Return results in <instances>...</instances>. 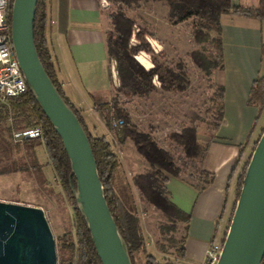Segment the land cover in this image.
<instances>
[{
	"label": "trees",
	"instance_id": "1",
	"mask_svg": "<svg viewBox=\"0 0 264 264\" xmlns=\"http://www.w3.org/2000/svg\"><path fill=\"white\" fill-rule=\"evenodd\" d=\"M48 1L37 0L33 20L34 43L40 60L49 77L72 107L81 124L83 125L97 164V170L101 179L104 194L110 211L116 221L119 232L123 236L129 251L132 264H174L173 261L162 263L153 252L147 251L146 240L141 230L140 220L135 206L118 192L115 182V170L121 164L115 150L112 139L106 133H93L90 131L74 105L64 95L56 74L54 57L46 37L48 24ZM114 8L108 11L111 28L105 33V46L107 57L114 59L115 69L119 80L117 90L127 98L134 96H147L155 89L153 77L160 82L161 89L182 90L188 81L186 68L181 62L170 66L165 61L158 60L153 54V49L146 39L149 32L147 27L139 26L133 31L136 20L128 14L125 8H131L140 1H158L167 6L166 18L170 23L192 20V38L195 47L191 49L190 56L198 68L205 74L209 86L213 89L210 95L211 106L208 109L211 114L206 123L213 129L217 128L223 114V85L213 79V71L223 67V43L221 38L220 16L224 12H234L253 15L264 19V0H258L255 6H243L234 0H109ZM9 2V15L11 12ZM67 1L59 0L58 20L59 24L66 19L68 11ZM134 35L136 41L130 42ZM140 50L151 53L153 65L145 67L137 58ZM264 55V44L262 45ZM247 102L258 108L257 117L264 111V73L259 74L252 82ZM94 110L103 114L106 127L119 142H124L127 137L133 140L136 149L143 155L149 164V168L132 176L133 184L138 188L140 199L161 210L171 228H176L177 223H184V230L189 219V214L170 200L167 181L170 176L179 175V166L175 156L161 147L148 132L140 130L131 121L130 113L121 107L114 96L109 100L93 105ZM122 120L120 126L113 127V120ZM39 125L43 130V137L27 138L15 141L11 131L15 128H23ZM264 127V123L260 132ZM196 125L190 123L180 132H172L171 137L182 145L185 156L191 163L200 162L206 143L197 138ZM256 136L249 148V153L244 160L233 191V200L230 207L229 218L232 214L236 198L238 196L242 175L251 151L260 135ZM42 144L47 160L52 165L55 178L60 183L65 196L72 205V224L57 237V262L59 264H101L100 258L93 245L90 231L76 206L71 186L69 183L70 163L60 136L57 134L40 105L36 101L32 91L27 88L16 96L8 97L0 102V172L15 169H26L34 165L31 158L34 151L28 153L26 146ZM35 156V155H34ZM35 160V157H34ZM36 161V160H35ZM200 178L205 176V171L198 167ZM208 182V180H207ZM206 183L203 182L202 186ZM73 184L75 179L73 178ZM229 218L224 227L229 223ZM171 244L175 246L177 257L184 256V234L176 240L170 236ZM141 251L143 257L137 260L135 252ZM260 264H264V254Z\"/></svg>",
	"mask_w": 264,
	"mask_h": 264
},
{
	"label": "crops",
	"instance_id": "2",
	"mask_svg": "<svg viewBox=\"0 0 264 264\" xmlns=\"http://www.w3.org/2000/svg\"><path fill=\"white\" fill-rule=\"evenodd\" d=\"M66 1L68 11L61 24L59 0L48 1L46 37L64 95L78 109L88 129L96 133L104 116L93 105L109 101L116 87L105 46V33L111 28L107 5L101 0ZM234 1L243 6L258 4V0ZM220 22L223 67L216 68L212 76L223 85V114L217 128H208L200 140L206 143V149L199 166L206 174L194 181L181 175L170 176L166 183L170 200L189 214L184 256L175 258L174 264H208V249L220 245L237 176L264 120V111L256 118L258 108L247 102L253 80L264 73V19L224 12ZM100 133L109 136V132ZM38 145L35 156H31L36 167L0 172V200L42 207L41 181L49 182L55 175L50 162L39 157ZM46 168L52 169V176L46 174ZM40 173L45 174L43 180Z\"/></svg>",
	"mask_w": 264,
	"mask_h": 264
},
{
	"label": "water",
	"instance_id": "3",
	"mask_svg": "<svg viewBox=\"0 0 264 264\" xmlns=\"http://www.w3.org/2000/svg\"><path fill=\"white\" fill-rule=\"evenodd\" d=\"M37 0H12L10 37L18 64L69 159V183L101 264H132L104 194L88 135L45 70L34 43ZM73 178L75 184H73ZM264 254V127L242 182L214 264H260ZM0 264H57L56 240L44 210L0 200Z\"/></svg>",
	"mask_w": 264,
	"mask_h": 264
},
{
	"label": "rangeland",
	"instance_id": "4",
	"mask_svg": "<svg viewBox=\"0 0 264 264\" xmlns=\"http://www.w3.org/2000/svg\"><path fill=\"white\" fill-rule=\"evenodd\" d=\"M112 8L114 5L108 0L107 11ZM125 10L136 20L133 31H136L139 26H145L149 30L145 37L153 49L152 54L170 66H175L176 63L181 62L186 68L188 81L182 90L161 89L159 80L154 76L153 82L156 87L147 96L127 98L117 90L118 84L111 98L113 96L117 98L118 104L130 113L131 121L138 129L148 132L161 147L175 156L179 166V175L183 178L197 180L199 162L191 163L185 156L182 145L171 137L172 132H180L190 123L197 127L198 140H202L207 129L212 128L206 123V119L211 117L207 108L211 106L210 95L213 89L209 86L205 74L190 56L191 49L195 47L192 38V20L186 19L178 23L168 22L166 18L167 6L158 1H140L137 5L125 8ZM135 41L136 39L132 35L130 42L134 43ZM152 54L140 50L135 56L148 68L153 65ZM100 114L103 117V114ZM99 123L96 133L109 132V137L112 139L119 156L121 164L115 170V182L118 192L124 194V197H127L135 206L141 230L146 240L147 251L153 252L162 263L174 261L177 256L175 246L171 244L170 236L176 240L181 239L184 234V223H177L174 229L166 226L169 223L164 213L140 199L139 190L133 184L132 176L149 168L147 160L139 153L135 145L133 146L134 143L131 138L127 137L126 143H121L108 130L105 119H103L101 127H99ZM35 145L26 146L24 151L27 154L31 153L32 150L34 151ZM38 146L39 157L46 160L47 155L43 145L39 144ZM33 163L35 165V161ZM36 170L35 168L34 171ZM49 170L46 168V174L51 175L52 169ZM193 176L194 178H192ZM40 177L43 180L45 174L40 173ZM41 186L44 196L41 208L45 212L57 246V237L72 224V205L56 178L46 183L41 181ZM24 199L29 200L26 197ZM220 245L217 248H220ZM135 257L140 260L143 253L136 251ZM57 264L59 263L57 262Z\"/></svg>",
	"mask_w": 264,
	"mask_h": 264
},
{
	"label": "built area",
	"instance_id": "5",
	"mask_svg": "<svg viewBox=\"0 0 264 264\" xmlns=\"http://www.w3.org/2000/svg\"><path fill=\"white\" fill-rule=\"evenodd\" d=\"M104 5H108V0H101ZM10 0H0V102H4L8 97L19 95L27 88V82L18 64L12 41L10 37ZM111 59L112 74L114 84L117 86L119 80L115 69V61ZM122 120H113L112 126H120ZM13 140L22 141L27 138L43 137V130L39 125H32L23 128L12 129ZM219 248H209L207 251L208 264H214L218 256Z\"/></svg>",
	"mask_w": 264,
	"mask_h": 264
}]
</instances>
